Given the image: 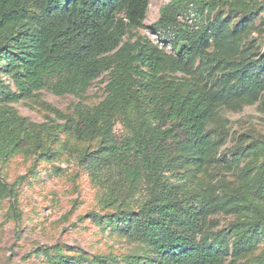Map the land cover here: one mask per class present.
Segmentation results:
<instances>
[{"label": "trees", "instance_id": "1", "mask_svg": "<svg viewBox=\"0 0 264 264\" xmlns=\"http://www.w3.org/2000/svg\"><path fill=\"white\" fill-rule=\"evenodd\" d=\"M149 4L0 0V159L32 151L52 159L54 152L43 141L49 130L97 141L80 159L92 179L107 183L110 194L102 196V207L125 201L140 184L147 187L148 197L137 210L117 204L106 215L123 235L148 246L146 264H222L227 256L228 264H262L239 259L253 249L251 236H264V209L258 205L264 203V156L258 165L241 168L236 183L217 179L201 200L168 182L164 173L210 162L220 135L212 136L208 124L217 109L238 106L264 90V51L255 56L252 43H243L264 0H170L149 27L156 41L134 32L145 27ZM190 9L204 18L194 27L179 21ZM232 15L238 21L230 26ZM198 67L217 71L213 88L182 89L170 75L192 74ZM103 73L105 95L94 106L77 103L64 114L43 102L50 113L45 123L30 121L12 106L40 90L80 97ZM117 123L127 134L114 133ZM249 147L254 158L257 145ZM244 150L237 144L230 159L223 154L224 163L236 162ZM0 190L10 195L18 216L14 185L0 182ZM217 212L250 214L230 246L219 232H207L209 216Z\"/></svg>", "mask_w": 264, "mask_h": 264}, {"label": "rangeland", "instance_id": "2", "mask_svg": "<svg viewBox=\"0 0 264 264\" xmlns=\"http://www.w3.org/2000/svg\"><path fill=\"white\" fill-rule=\"evenodd\" d=\"M170 0H150L144 28L134 31L156 41L149 28L159 16L160 7ZM221 9V12H224ZM225 12L223 13V17ZM264 10L256 15L243 35L244 46L252 43V54L264 51ZM194 9L179 17L190 26L199 25L204 19ZM230 26L238 17H230ZM126 37V36H125ZM169 51V49H167ZM217 71L198 67L192 74H170L179 81L182 89H211ZM218 75V74H217ZM107 73L93 79L80 97L71 94L55 95L40 90L34 98L18 100L12 106L18 113L34 123H45L50 113L42 103L52 105L61 113L71 114L77 103L96 105L105 95ZM57 123L64 119H56ZM208 130L219 140L214 158L200 168L181 166L166 171L168 182L180 185L194 199L201 200L209 186L219 178L236 183L238 171L258 165L264 156V90L249 101L238 106L222 104L208 124ZM117 136L127 134L126 128L117 123ZM43 141L54 152L52 159L37 158V153H16L0 159V182L14 185L15 206L18 216L11 208L12 200L7 192L0 190V264H146L151 257L150 249L133 236L123 235L115 219L106 217L119 204L121 208L137 210L147 199L145 184L125 201H116L110 206H101L107 183L95 181L81 162L85 150L94 149L97 141L86 142L73 138L65 131L43 135ZM256 143L253 158L250 145ZM237 144L245 149L236 162L224 163L223 154L230 159L229 151ZM126 189L121 190L120 196ZM264 209V203H258ZM246 214L217 212L209 216L208 234L217 233L230 246L241 236L237 227ZM242 227V225H241ZM254 247L239 261L264 264V236H251ZM230 256L222 264H228Z\"/></svg>", "mask_w": 264, "mask_h": 264}]
</instances>
